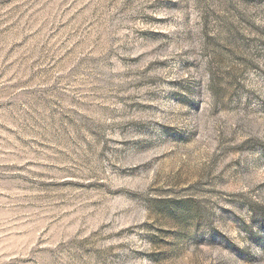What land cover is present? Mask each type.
<instances>
[{"label":"rangeland","instance_id":"1","mask_svg":"<svg viewBox=\"0 0 264 264\" xmlns=\"http://www.w3.org/2000/svg\"><path fill=\"white\" fill-rule=\"evenodd\" d=\"M0 264H264V0H0Z\"/></svg>","mask_w":264,"mask_h":264}]
</instances>
